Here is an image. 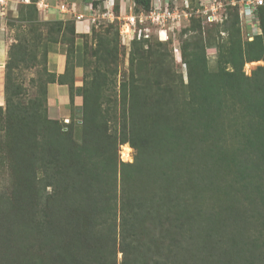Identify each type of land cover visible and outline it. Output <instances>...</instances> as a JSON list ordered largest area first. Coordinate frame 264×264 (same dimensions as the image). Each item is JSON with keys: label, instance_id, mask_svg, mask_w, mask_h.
<instances>
[{"label": "trees", "instance_id": "1", "mask_svg": "<svg viewBox=\"0 0 264 264\" xmlns=\"http://www.w3.org/2000/svg\"><path fill=\"white\" fill-rule=\"evenodd\" d=\"M134 1L137 10L152 5ZM27 6L34 24L37 0ZM235 7L225 6L217 21L193 16L187 23L224 28ZM258 17L262 33L244 41L236 27L215 69L202 38L183 44L187 81L174 69L169 43L134 40L120 103L107 112L100 98L119 70L111 25L91 52L104 66L86 58L89 34L81 36L76 87L75 21L49 20L61 31L66 22L72 39L65 72L48 70V83H68L72 101L82 96L81 126L48 118L47 87L44 111L25 115L14 69L26 55L13 44L0 104V165L11 172L0 191V264H119V250L120 264H264V65L251 75L243 70L264 60V5ZM123 142L135 148L133 162L119 160ZM210 196H217L212 208ZM226 244L235 258L217 262Z\"/></svg>", "mask_w": 264, "mask_h": 264}, {"label": "rangeland", "instance_id": "2", "mask_svg": "<svg viewBox=\"0 0 264 264\" xmlns=\"http://www.w3.org/2000/svg\"><path fill=\"white\" fill-rule=\"evenodd\" d=\"M93 1L99 2L101 0ZM11 2L12 0H6L4 4L0 3V104L5 106V100L3 98V81L6 63L8 62L9 51L13 44L18 43V45L20 44L24 47L23 51L26 55V61L22 62L20 67L14 69V85H16L17 87L22 86L25 90L24 93H19V96L15 100L17 102L19 101L21 108L22 106L27 107L28 111L25 112V115L32 116L33 114H35V112H43L46 105L45 88L48 87L46 86V83H48L50 74L48 48L50 49L49 46L51 45V43L49 39L54 37L56 39H59L60 41L63 40V48L65 50V54H67L69 52L68 46L71 45L72 35L65 29L67 22L66 20H64L66 22L63 25L62 31L61 28L54 23V21L42 19L39 15V12L37 14L36 12H34L33 14L34 24L31 21L29 22L28 18H30L32 11L31 7L27 6V4L30 3V0H20L15 7H11ZM109 5L110 4L108 3H106V6L102 4L97 5L95 11L97 10L99 11V13H102L101 15H97V20L94 24L96 25L95 29H97V34L91 32L89 34V37L85 38L86 58L93 61L94 65L96 64L98 66H104L105 61H103L102 64V61L97 59V55H92L91 52L99 45L101 33H103L105 29L110 28L109 26L111 25V29L109 32L110 36L117 35L118 38L119 51L117 54L119 55V70L115 75L114 84H110L108 82V85L110 84L109 89L108 87H106L107 90L105 89L107 91V96L100 98V105L104 112H107L108 107L110 106L118 108L122 96V80L126 79V73L128 72L129 68V52L131 49V45L134 40H140L139 38L131 39L130 37L124 35V33L122 34L121 30L122 24L124 22L123 19L114 16L112 17L108 14L103 15L104 11H108ZM235 6V8L231 9V12L233 13L231 20L232 22L227 24L224 28L223 26L218 27L217 25H214V23H201V25H199L196 22H191L189 24L184 20L180 25L172 24L170 28H168V32L162 31L160 36L153 24L144 23L140 27H149V29L143 31V34H148V36L141 37V39H149V43H169L168 48L172 52L173 58L175 60V63H173L174 69L176 72H181L183 74L184 80L187 81V67L182 56L183 44L192 42L193 40H196L198 38H202L203 44L206 47L208 65L211 69H215L217 67L218 57L221 51L220 46L222 42L226 40L230 33L235 32L236 34V27L239 28V35L244 41H252L257 36V34L262 33V30L259 26V20L257 21L254 18L252 20L250 18L241 19L240 14H238L239 23H237L235 27L231 28V25L236 17L235 12L237 11V9L239 10V6ZM239 12L241 13L240 10ZM139 25L140 24H138V27ZM222 28L223 30L220 32V29ZM164 33H167V38L169 37L168 39L165 38L163 40ZM58 51L60 52V49ZM61 51H63V49ZM259 65H264L263 59L245 63L243 70L247 75H251ZM48 96L49 94L47 91V97ZM70 98L71 96L68 95L67 101L70 100ZM69 105L70 106L68 111L71 113V115L67 118H62L60 120L54 118L49 108L47 112L48 118L57 119L61 122V124H70L74 121L77 125L81 126L83 124V108L81 107V105L75 106L72 100L71 104ZM59 108L61 116L65 115L64 112L66 108ZM112 128L109 131H111ZM125 144L129 145L132 148L130 153H128L126 156H124L123 150V145ZM117 155L119 160L121 161L133 162L135 159L136 150L134 147H132L130 142H123L118 146ZM9 173L11 172L8 167H6L5 165H0V191L5 187L6 182L9 183ZM4 176L6 182H4ZM216 199L217 196H210L209 200H211V208L213 207L211 204L217 203ZM230 217L231 214H227L228 220H230ZM230 246L231 245L226 244V246L223 247L222 251L223 253H226V255L223 254L218 257L217 262L230 261L235 258L233 256H229L228 247ZM122 258L123 254L119 250V264L122 261Z\"/></svg>", "mask_w": 264, "mask_h": 264}, {"label": "crops", "instance_id": "3", "mask_svg": "<svg viewBox=\"0 0 264 264\" xmlns=\"http://www.w3.org/2000/svg\"><path fill=\"white\" fill-rule=\"evenodd\" d=\"M20 0H12L11 7L17 6ZM93 0H37V7L39 15L44 20H74L76 32L78 37L76 39V51H75V86H80L83 81V67L81 65L80 50L82 47L84 34H90L92 32L91 23L85 20H77L75 16L78 14H84L86 18L95 15H101L99 11H95L96 7L92 6ZM114 2V9L109 11V16H114L120 19H124L133 14H138L141 10H137L134 0H112ZM111 0H101L98 4L106 6V3L110 4ZM64 5V7H63ZM106 13V11H104ZM103 12V13H104ZM49 69L52 72L63 74L66 70V58L64 46L62 42L51 43L49 46ZM60 49V52L58 51ZM63 49V51H61ZM5 56V55H4ZM48 91V108L54 118L62 119L71 115L68 111L69 104H71V98L67 101V96H71L70 87L68 83H61L59 81L51 82L47 87ZM73 103L75 106L82 104V96L75 93ZM66 108L65 115L61 116L60 108Z\"/></svg>", "mask_w": 264, "mask_h": 264}, {"label": "built area", "instance_id": "4", "mask_svg": "<svg viewBox=\"0 0 264 264\" xmlns=\"http://www.w3.org/2000/svg\"><path fill=\"white\" fill-rule=\"evenodd\" d=\"M0 3L4 4L5 0H0ZM113 4L112 1L108 11L109 9L112 11ZM227 5H238L241 19L250 18L252 20L254 18L258 21V8L264 5V0H152L150 10H141L138 14L123 19L121 32L131 39L147 37L148 34H143V31L149 27L140 26L149 23L156 27L161 36V32H168L172 24L180 25L184 20L189 21L193 16H201L206 22L217 21L220 12L224 11ZM75 17L78 20L86 18L84 14H78ZM90 20L93 23L96 18L90 17ZM138 24H140L139 27Z\"/></svg>", "mask_w": 264, "mask_h": 264}, {"label": "clouds", "instance_id": "5", "mask_svg": "<svg viewBox=\"0 0 264 264\" xmlns=\"http://www.w3.org/2000/svg\"><path fill=\"white\" fill-rule=\"evenodd\" d=\"M5 1H6V0H5ZM111 1H112V0H111ZM110 4H111V3H110ZM113 9H114V4H113ZM113 9H112V10H113ZM110 10H111V9H109V11H110ZM109 11L107 12V10H106V13L104 12L103 15H107V14H109ZM91 17H94V16H91ZM95 18H96V20H97V15H95ZM75 19H76V17H75ZM85 19H87V20L91 23L92 27H93L94 24L96 23V20H95V22L92 23L91 20H90V17L85 18ZM85 19H84V20H85ZM77 20H78V19H77ZM182 23H183V22H182ZM158 33H159V32H158ZM168 38H169V37H168ZM168 38H166V39H168ZM134 39H135V38H134ZM161 39H162V38H161ZM163 40H164V39H163ZM2 64H3V63H2ZM4 73H5V72H4ZM3 85H4V81H3ZM3 95H4V93H3ZM3 95H2V96H3ZM3 98H4V96H3Z\"/></svg>", "mask_w": 264, "mask_h": 264}, {"label": "bare ground", "instance_id": "6", "mask_svg": "<svg viewBox=\"0 0 264 264\" xmlns=\"http://www.w3.org/2000/svg\"><path fill=\"white\" fill-rule=\"evenodd\" d=\"M165 38H167V33H164L163 39H165ZM123 150H124V156H126L128 153H130L132 148L129 145L125 144V145H123Z\"/></svg>", "mask_w": 264, "mask_h": 264}]
</instances>
